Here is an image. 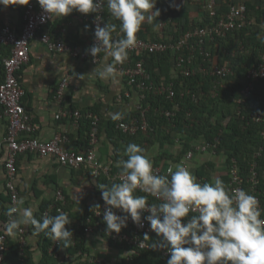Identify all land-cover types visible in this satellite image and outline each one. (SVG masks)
<instances>
[{
	"label": "crops",
	"instance_id": "crops-1",
	"mask_svg": "<svg viewBox=\"0 0 264 264\" xmlns=\"http://www.w3.org/2000/svg\"><path fill=\"white\" fill-rule=\"evenodd\" d=\"M173 1L157 0L156 3V8L160 9L159 16L165 11L170 12L169 17H166L172 19L168 28L172 29L177 25H186L188 22L202 19V11L196 0ZM25 6L26 4H13L5 8L0 5V25L10 22L21 30ZM88 14L73 11L67 16L51 19L47 27L53 32L59 26L66 24L68 28L66 39L74 45L86 48L92 36L90 21L87 20ZM107 17L109 23H120L109 13ZM154 21L155 17L151 23L146 21L141 28L144 31L148 30L146 34L149 38L152 36L150 31H157L158 24ZM141 30L137 36H140ZM7 53L8 47L1 45L0 83L5 77L3 62ZM105 63H112V58L105 53H102L101 60L95 63L90 59L75 58L68 52L52 51L39 39H33L30 59L24 64L20 74L25 89L23 100L37 126L36 135L39 138L48 140L60 133L68 137L63 144L65 148L85 150L90 130L85 121L81 118L76 121L74 117L59 116L58 113L62 107L79 109L82 114L83 110L93 108V112L100 119L99 138L94 148L103 163L115 167L125 154L121 152L125 144L123 139L110 134L109 126L114 121L111 114L120 112L121 116L127 119L138 108L140 100L138 90L130 87L126 78L119 72L115 79H101L96 74L94 71L96 67L99 70ZM65 77H68L70 85L65 101L61 103L56 98V91ZM128 91L131 92L130 96H126ZM7 126L8 118L3 114L0 105V226L9 219L7 213L12 207L5 168ZM177 150V144L167 143L164 146L154 144L147 155L154 157L163 152L174 153ZM207 162L214 163L213 179L229 176L227 156L224 153L214 154L210 151L195 154L190 166L195 176L197 168ZM17 164L19 171L15 183L19 192V201L24 202L21 207H31L37 219L41 218L42 209L54 202L59 189L63 190L66 196L65 209L72 220V223L67 225L68 228L82 225L94 211L95 205L104 202L98 185L105 184L107 176L103 172L99 176H94L87 165L67 166L61 164L53 154L40 155L34 152L20 154ZM21 227L24 228L23 234H20L19 230L13 235L7 233L4 264H121L127 254L126 248L121 246V243H112L102 233L89 232L86 233L83 242L84 250L75 252L71 247L57 243L53 251L50 249L49 255H46L43 234L36 232L32 226ZM22 235L25 242L21 241Z\"/></svg>",
	"mask_w": 264,
	"mask_h": 264
},
{
	"label": "clouds",
	"instance_id": "clouds-1",
	"mask_svg": "<svg viewBox=\"0 0 264 264\" xmlns=\"http://www.w3.org/2000/svg\"><path fill=\"white\" fill-rule=\"evenodd\" d=\"M37 2L45 13L41 22L67 16L73 11L99 12L105 6L110 16L120 22L119 31L116 24L108 22L101 26L97 23L95 43L86 50L93 57L103 52L112 58V63L94 70L101 79L117 78L116 65L128 58L143 24L151 23L154 16L160 15L157 0ZM28 3L29 0H0L5 8ZM120 33H123L122 38H119ZM121 115L120 112L112 113L111 118L116 120ZM125 155L126 159L117 162L124 174L121 181L110 186L98 185L106 205L103 220L108 232L119 233L127 227L129 218L139 225L142 214L147 212L144 219L151 230L162 237L159 246L165 247L170 254L167 264H264V216L255 195L244 189H229L220 177L202 183L183 164L169 168L168 175H158L151 157L136 143L126 146ZM138 190L161 202L149 204L146 196L135 194ZM23 203L14 199L13 206L8 209L5 229L9 235L15 234L21 226H32L48 239L69 246L74 233L66 227L72 223L67 213L60 211L57 215L37 219L31 207H21ZM97 208L100 205H95ZM115 209L122 210L125 215H118ZM151 247L155 250L158 244L153 243Z\"/></svg>",
	"mask_w": 264,
	"mask_h": 264
},
{
	"label": "built area",
	"instance_id": "built-area-1",
	"mask_svg": "<svg viewBox=\"0 0 264 264\" xmlns=\"http://www.w3.org/2000/svg\"><path fill=\"white\" fill-rule=\"evenodd\" d=\"M209 13L211 22L205 26H198L194 29L186 30L177 39L165 41H152L143 38H137L135 46L129 50L128 58L122 63L117 64L116 68L122 74L130 87L137 89L139 92L140 103L138 108L141 111V119L134 118L131 122L127 121L124 116L117 119V128L123 132L135 134L142 130L147 132L150 129V124L147 119V108L143 106L142 101L147 97V94L154 93L157 95H166L170 99L176 96L175 84L173 81L157 83L153 80L152 75L146 67L145 56L156 52H164L171 50L175 54V65L173 72L181 74L185 77L195 75L197 73L217 75L225 77L232 73L229 65H219L213 62L212 56L206 50L205 45L209 40H214L217 37L225 36L229 31L241 28L250 23L247 20L246 12L247 6L244 3L233 4L229 10L222 17L216 18L218 15L217 0H208L204 6ZM45 15L37 0H29L24 10V23L22 29L19 30L10 22H4L0 25V46H8L10 53L4 59V80L0 83V105L3 109V114L8 118L7 133L5 135V143L7 146V156L5 160V168L7 170V188L11 196V206H13L14 199L19 201V192L15 183L19 167L17 158L20 154L26 152H34L40 155H55L61 164L78 167L87 165L94 176H99L102 172L107 178L113 182H120L123 178V171L113 173V167L105 164L99 158L94 144L97 143L99 138V116L89 111L87 117L91 120V127L89 130V146L85 150L77 151L74 149H67L64 147V142L68 137L60 133L55 134L52 138L44 140L36 135L37 126L33 121L31 114L27 111L24 103L25 89L21 81L20 71L24 64H27L30 59V47L33 39H39L50 50L56 52H68L75 58L80 60H88L97 63L101 60V52L97 57L88 54L86 50L95 43L94 31L96 24L101 26L107 22L106 6L102 7L99 12L89 13L87 20L90 21L92 28V36L89 45L86 48L73 45L66 40L68 28L63 24L52 32L47 26L51 19L46 22H41V16ZM162 15V14H161ZM171 19L165 18L161 20L157 29L161 33H165L167 26ZM114 35H116L114 33ZM119 38H122L121 36ZM199 54V55H198ZM204 59V62L197 63L199 57ZM139 57V58H136ZM264 77V55L258 62V65L253 66L248 72V78L251 79L249 84L242 90V95L238 102L244 103L246 97L250 95L253 88V79ZM70 81L68 77L61 80L57 91L56 98L59 102L65 101ZM190 91H188L189 93ZM131 92L128 91L126 96H130ZM195 96V94H194ZM122 97V95L120 96ZM167 116L174 114V111L167 109L164 111ZM59 116L74 117L76 121L82 118V112L79 109H70L62 107L59 111ZM253 121L262 123L264 125V112L251 114ZM264 135V130L262 132ZM220 138L217 137L216 141ZM216 143L210 141H203L196 143L187 153L182 157L179 162H168L166 167L161 165H153L154 172L158 175H168V169H175L177 164H183L190 168L191 161L197 152H216ZM264 146L258 150L256 157L262 155ZM258 162L253 160L251 162L250 172L248 178L250 184L249 189H245V180L240 172V165L236 158H233L232 164L229 166V180L227 187L229 189H244L251 194L255 195L259 200V207L263 214L262 191L259 188L260 178L258 173ZM139 191V190H138ZM140 192V191H139ZM144 193V192H142ZM147 196L157 201L148 200L149 204H158L161 201L156 197L145 193ZM66 196L63 190L59 189L56 192L55 200L44 211V215H50L52 210H56L57 214L60 211L66 213ZM106 207L105 202L100 208L94 209L92 215L89 216L88 223L85 226V231L99 232L104 234L109 240L116 241L121 244H127L128 248L126 259L129 261L135 255L139 254L141 250L151 249L153 242L146 237L149 235H156L149 226V222L144 219L148 215L144 212L141 217L140 224L133 223L131 218L128 220L127 227L122 228L119 233L108 232L107 225L103 220V209ZM118 215H125L120 209H115ZM97 215L96 213H99ZM9 219L2 222L0 226V264H4L5 254L7 250V232L5 224ZM128 229V230H127ZM19 233H24V228L20 227ZM21 241L25 242L22 235ZM52 246L51 251L57 245V242ZM157 250L164 258V261L157 264H167L169 253L163 246H159ZM97 261V260H96ZM100 261V260H98Z\"/></svg>",
	"mask_w": 264,
	"mask_h": 264
},
{
	"label": "trees",
	"instance_id": "trees-1",
	"mask_svg": "<svg viewBox=\"0 0 264 264\" xmlns=\"http://www.w3.org/2000/svg\"><path fill=\"white\" fill-rule=\"evenodd\" d=\"M195 2L202 11V19L196 22H188L186 25H177L172 29L167 26L165 33L159 32L158 29L156 32L150 31L151 38L146 34L148 30H141L140 36H137V38L168 42L177 39L186 30L208 25L211 18L204 7L208 0H196ZM217 3L218 15L216 18L225 15L233 4L244 3L247 6L246 17L250 21L249 24L233 29L225 36L209 40L205 45L206 50L212 56L213 62L219 65H229L232 73L225 77L203 73L185 77L173 72L175 54L171 50L146 55L145 64L153 80L157 83L173 81L177 92L176 96L174 99H170L166 95L147 94V97L142 101L143 106L147 108L146 115L150 124V129L147 132L142 130L135 134L123 132L117 128V120L110 123L109 131L113 136L124 140L125 147L121 151L122 154L125 153L126 146L129 143H136L141 146L146 154L149 153L154 144L161 146L167 143L177 144V152H163L151 157L153 165H161L162 167H166L170 161L179 162L197 142L210 141L216 143V152L224 153L227 156L228 168L232 164L233 158L237 159L240 172L245 180L246 190L250 186L248 178L251 175V162L256 159L260 178L259 188L263 192L264 214V152L256 157L258 150L261 146H264V135L262 134L264 125L253 121L251 118L253 113L264 112V77L253 79V88L250 95L246 97L244 103L240 104L238 102V99L243 96L242 90L251 81L248 78L249 70L258 65L264 55V0H217ZM168 13L165 11L161 16H154V22L158 24L167 16L169 17L170 12ZM106 22L108 23L109 20L107 19ZM117 23L115 24L117 25V31H119V23ZM120 36L122 37L123 33H120ZM66 40L73 44L69 39ZM9 53L10 48L8 47L7 56ZM201 62H204V59L200 56L196 64ZM188 91L190 92L188 93ZM167 109L174 111V114L167 116L164 113ZM93 110V108L83 110L81 119L85 121L88 130L91 127V120L87 117V113ZM141 117V111L136 109L126 120L131 122L134 118L141 119ZM217 137L220 138L218 141H216ZM88 141L89 138L86 141V148ZM122 158L126 159L127 156L124 154ZM213 166L214 163L207 162L197 168V179L202 183L211 182L213 180ZM118 171H122V168L113 167V173ZM221 179L227 185L229 176H224ZM112 183L117 182L106 178V185L110 186ZM135 194L144 195L148 200L157 203L156 200L145 193L137 191ZM47 207L42 209L41 217L44 216ZM50 215H57V211L53 209ZM87 223L88 220L86 219L79 227L69 228L74 233L69 244L71 250L76 252L85 249L83 242L87 233L85 231ZM42 234L45 237L44 252L49 255L54 241L48 239L44 233ZM146 238L153 243L162 241V237L157 235H149ZM110 241L120 244L116 241ZM120 245L128 248L127 244ZM165 259L157 250L151 248L141 250L129 261L126 258L123 259L121 264H157Z\"/></svg>",
	"mask_w": 264,
	"mask_h": 264
},
{
	"label": "rangeland",
	"instance_id": "rangeland-1",
	"mask_svg": "<svg viewBox=\"0 0 264 264\" xmlns=\"http://www.w3.org/2000/svg\"><path fill=\"white\" fill-rule=\"evenodd\" d=\"M173 1V0H172ZM177 1V0H176ZM173 2H175V0L173 1Z\"/></svg>",
	"mask_w": 264,
	"mask_h": 264
}]
</instances>
